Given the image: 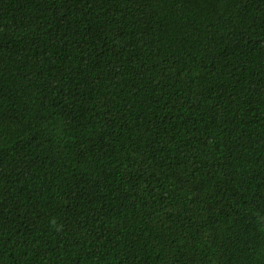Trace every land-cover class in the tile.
Masks as SVG:
<instances>
[{
    "label": "trees",
    "instance_id": "1",
    "mask_svg": "<svg viewBox=\"0 0 264 264\" xmlns=\"http://www.w3.org/2000/svg\"><path fill=\"white\" fill-rule=\"evenodd\" d=\"M0 264H264V0H0Z\"/></svg>",
    "mask_w": 264,
    "mask_h": 264
}]
</instances>
